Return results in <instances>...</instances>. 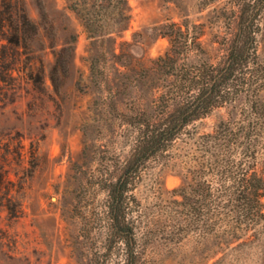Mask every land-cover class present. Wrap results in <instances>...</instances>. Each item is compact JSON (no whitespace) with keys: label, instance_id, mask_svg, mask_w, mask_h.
<instances>
[{"label":"trees","instance_id":"1","mask_svg":"<svg viewBox=\"0 0 264 264\" xmlns=\"http://www.w3.org/2000/svg\"><path fill=\"white\" fill-rule=\"evenodd\" d=\"M66 1L91 37L116 42L114 34L130 26L129 0ZM212 4L215 21L186 16L162 24L168 46L138 59L137 76L129 74L132 61L119 63L121 82L105 104L110 109L116 94L124 96L125 148L104 171L109 225L94 264H108L119 251L116 264H144L161 230L175 250L197 235L189 264H264V174L257 157L264 147V0H203V7ZM27 25L33 23L24 0H0L2 81L13 74L11 54L19 53ZM223 107L234 112L201 133L199 123ZM150 165L182 177L167 197L159 196L164 220L151 217L135 192Z\"/></svg>","mask_w":264,"mask_h":264},{"label":"rangeland","instance_id":"2","mask_svg":"<svg viewBox=\"0 0 264 264\" xmlns=\"http://www.w3.org/2000/svg\"><path fill=\"white\" fill-rule=\"evenodd\" d=\"M129 4L130 26L114 34L115 42L91 37L66 0H24L33 25L25 27L19 53L12 51V76L0 80V264H94L109 225L104 171L125 148L124 96L116 94L110 109L105 104L110 88L121 82L119 63L132 61L129 74L137 76L138 59L156 57L168 46L162 24L186 16L215 21V4L203 7V0ZM231 112H213L199 123L201 133ZM257 157L264 174V147ZM181 182L169 168L150 165L135 192L151 217L164 220L159 196ZM168 238L167 230L155 233L144 264H189L197 235L189 234L176 250ZM121 253L108 264L119 262Z\"/></svg>","mask_w":264,"mask_h":264}]
</instances>
